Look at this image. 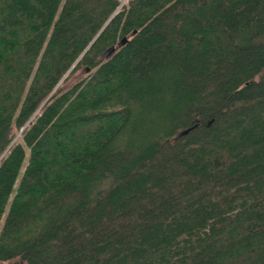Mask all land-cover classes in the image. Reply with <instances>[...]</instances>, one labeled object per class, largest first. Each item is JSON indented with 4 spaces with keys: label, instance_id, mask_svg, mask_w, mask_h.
I'll list each match as a JSON object with an SVG mask.
<instances>
[{
    "label": "trees",
    "instance_id": "obj_1",
    "mask_svg": "<svg viewBox=\"0 0 264 264\" xmlns=\"http://www.w3.org/2000/svg\"><path fill=\"white\" fill-rule=\"evenodd\" d=\"M0 264H264V0H0Z\"/></svg>",
    "mask_w": 264,
    "mask_h": 264
},
{
    "label": "rangeland",
    "instance_id": "obj_2",
    "mask_svg": "<svg viewBox=\"0 0 264 264\" xmlns=\"http://www.w3.org/2000/svg\"><path fill=\"white\" fill-rule=\"evenodd\" d=\"M125 0H122V3H124ZM85 75V72L83 70H79L77 73L69 76L65 82L64 85H70L74 83L75 81L81 79Z\"/></svg>",
    "mask_w": 264,
    "mask_h": 264
},
{
    "label": "water",
    "instance_id": "obj_3",
    "mask_svg": "<svg viewBox=\"0 0 264 264\" xmlns=\"http://www.w3.org/2000/svg\"><path fill=\"white\" fill-rule=\"evenodd\" d=\"M190 130V128L186 129L183 133H187Z\"/></svg>",
    "mask_w": 264,
    "mask_h": 264
}]
</instances>
